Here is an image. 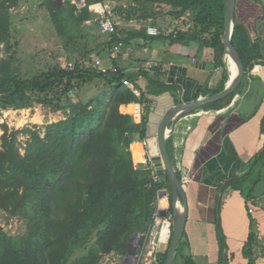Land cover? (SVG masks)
<instances>
[{"label":"trees","instance_id":"16d2710c","mask_svg":"<svg viewBox=\"0 0 264 264\" xmlns=\"http://www.w3.org/2000/svg\"><path fill=\"white\" fill-rule=\"evenodd\" d=\"M36 1L0 0V114L2 110H32L38 106L52 113H65L62 119L42 127L9 130L5 122L0 126V213L7 223H17L12 234L0 226V264H101L112 253L124 256L133 234L140 235L143 243L144 234L153 225L158 190L167 185L166 180L155 183L148 167L135 168L131 151L135 160L140 159L141 151L136 145L130 151V145L145 139V119L135 123L130 114L119 110L129 104H140L148 110L147 93L134 85L139 93L136 96L122 83L129 77L119 70H99L94 60L108 53L112 42L129 44L132 38L148 39L140 31L129 30L130 22L187 17L189 28L178 32L172 42H194L200 50H212L213 68L222 70L221 81L216 89L201 93L205 97L217 94L229 78L223 49L225 0L116 3L110 9L116 31L109 36L83 34L80 27L92 17L89 6L103 0H84L80 9L72 0H62L61 4L55 0ZM23 4H29L27 11L18 13ZM33 5L38 12L46 10L58 39L48 54L65 62L45 70L47 60L34 53L38 58L32 56L36 71L20 74L14 66V49L18 46V41L12 42L14 25L15 20L25 24L36 17L28 9ZM231 42L248 70L259 57L257 45L235 22ZM41 53L47 51L41 49ZM148 74L150 95L177 90ZM91 84L98 86L97 96L86 103L74 100L73 93ZM239 91L240 87L201 109L224 108ZM261 132L264 135V118ZM20 134L27 136L22 149ZM263 167L264 145L251 163L247 180H242V184H250L247 199L253 197ZM219 240L224 253L220 235ZM255 242L251 231L243 250L248 264H255ZM167 248L157 255L159 264H164ZM179 250L180 241L173 264Z\"/></svg>","mask_w":264,"mask_h":264},{"label":"crops","instance_id":"0c3cea01","mask_svg":"<svg viewBox=\"0 0 264 264\" xmlns=\"http://www.w3.org/2000/svg\"><path fill=\"white\" fill-rule=\"evenodd\" d=\"M121 1L123 4L128 2ZM104 2L94 5L100 4L110 12ZM72 3L75 4L74 0ZM75 5L78 9L83 7ZM185 18H172L174 21L163 22V25L156 22L159 18L130 22L127 24L129 30L140 31L148 39L132 38L129 44H122L115 60H111L108 53L94 60L99 70L105 72L115 68L121 71L129 77L131 85L145 91L150 100L148 110L140 104L119 108L120 112L130 114L135 123L145 119V139L135 140L130 145V151L136 145L141 151L140 159L145 157L148 160L147 165L141 164L140 159L135 162L131 151L137 168L148 167L151 170L150 158L158 155L157 125L164 112L177 104L204 98L201 92L216 89L221 81L222 70H214L211 49L200 50L194 42L187 45L172 42L178 32L189 28ZM92 19L93 14L82 24L89 35L95 31L90 23ZM233 22L243 28L250 42L257 45L259 53L257 60L245 70L240 91L224 108L199 109L182 116L167 134L166 148L173 168L179 178H188L183 185L187 218L179 240L176 264H248L243 250L251 231L256 237L253 251L255 264H264V167L253 197H246L249 182L242 184V180H247L252 161L264 145L261 132L264 118V0H235ZM147 27L158 29L161 35H148ZM55 62L61 66L63 58ZM148 62L153 64L148 74L150 78L153 75L165 85L176 86L177 90L150 95L145 76ZM228 72L230 78L229 64ZM97 87L96 84L84 86L71 96L86 103L97 96ZM137 110L138 114H134ZM21 112L27 115L25 122L39 127L62 119L65 113L62 110L52 113L40 106ZM151 174L156 175L152 171ZM231 181H234L232 185L229 184ZM250 208L252 213L248 212ZM219 235L225 244L224 253Z\"/></svg>","mask_w":264,"mask_h":264},{"label":"water","instance_id":"95a60500","mask_svg":"<svg viewBox=\"0 0 264 264\" xmlns=\"http://www.w3.org/2000/svg\"><path fill=\"white\" fill-rule=\"evenodd\" d=\"M62 2V0H58L57 4H61ZM74 3L77 5H81L80 2L77 3L76 0H74ZM83 5L84 4H82L81 6ZM234 9L235 0H225L223 49L224 55L229 64L230 78L227 84L225 85L224 89L212 96L197 99L189 103L177 104L168 108L162 115L157 125L156 144L158 155L150 158V168L151 171L157 175L160 183L166 180L167 191L160 192L159 197L164 196L166 194L168 195V199L170 200V210L172 214L171 235L169 238L170 241L169 246L167 248L164 264H173L176 248L183 234L187 218V200L185 196V191L183 185L180 182V178L178 177L175 169L173 168V165L170 161L167 152V134L177 119L181 118L186 114L199 110L204 106L221 101L222 99L231 95L240 86L246 74V71L244 69L243 62L238 51L231 42ZM230 64H233V69H235V71L232 69V65L230 66ZM136 236L137 234H133L130 238V241L136 238ZM127 248L128 245L125 250L126 254ZM124 258L128 257L125 256Z\"/></svg>","mask_w":264,"mask_h":264},{"label":"rangeland","instance_id":"374dc122","mask_svg":"<svg viewBox=\"0 0 264 264\" xmlns=\"http://www.w3.org/2000/svg\"><path fill=\"white\" fill-rule=\"evenodd\" d=\"M104 1L109 11L110 8L116 3H122L121 0H104ZM123 1H128V0H123ZM36 2H38V0ZM56 3H58V0H56ZM27 5L29 4H23L19 8L20 11L18 13L24 14V12L27 11ZM124 5H126V3ZM36 7L37 6L33 5L31 6V8H28L31 9L32 14L36 16L34 19L26 22L25 24H20V22L15 20L14 29L16 33L14 34L15 39H13L12 42H14L15 40L18 41V46L15 47L14 49V51L16 52V57H15L16 62L14 66L17 68L18 73L20 74H25V73L29 74V72L33 73V70L36 71V66L34 65L36 64V60L32 59V56L36 57L35 54L39 55V58L44 57V59L47 60L46 62L47 64L44 66L45 70L48 67H51L52 65H56L57 63H59V62H55L56 59L54 57H51L50 54H48L49 49L53 51V48L55 47V43H58V39L55 36V31L53 30V28L49 23L50 21L47 17L46 10L44 9L38 12ZM169 18L170 17L167 18L159 17V19H157L156 22L159 24L161 23V25H163V22L168 23L170 21H174L172 18L171 19ZM181 21L182 20H180V22ZM184 22L185 23L188 22L187 17L185 18ZM80 27L81 30L83 31V34H85V29H83L82 26ZM41 49H44V51H47V53L42 54ZM64 62L65 60L63 59V64ZM21 111L22 110L1 111L0 118L5 119L4 121L9 130H24L27 127L33 125V124H28V122H25L26 121L25 118H27L26 117L27 115L22 114ZM0 131H2L1 127H0ZM26 139L27 136L21 134L18 135L19 145L21 149L24 147ZM20 151L22 152V150ZM138 161L139 160H135V162ZM154 225H155V220H154ZM0 226L3 228L4 231H8V233L11 234L16 232L17 230V223L15 221L12 222L9 221L7 223L6 221L3 220V215L1 213H0ZM142 244L143 243L140 242V235H137L136 238L132 239L129 242L126 255L119 257L116 254L112 253L106 256L102 260L101 264H158L157 256L155 257L154 260L155 255L148 253L149 251H152L151 248L148 247L147 245L143 246ZM125 256H127L128 258H124Z\"/></svg>","mask_w":264,"mask_h":264},{"label":"built area","instance_id":"2783aa9c","mask_svg":"<svg viewBox=\"0 0 264 264\" xmlns=\"http://www.w3.org/2000/svg\"><path fill=\"white\" fill-rule=\"evenodd\" d=\"M89 11L93 14V19L90 21V23L95 27V31L93 34H99V35H113L116 31V23L114 22L113 16L110 12L105 11L101 7L100 4L98 5H91L89 6ZM146 33L150 36H160L161 33L158 29L154 27H147ZM122 48L121 42H112L111 47L108 52V57L111 60H115L117 55L120 53ZM68 68L72 69L73 66L71 63H68ZM153 68L152 62H148L145 66V72L151 73ZM112 72H115L116 69L113 68L111 70ZM122 83L127 86L131 91L138 96L139 93L134 87L131 85L129 81L126 79L122 80ZM138 114V110L134 113ZM5 119L0 118V126L3 124ZM0 134H2V131H0ZM141 164H148V160L144 157L140 159ZM139 164V163H138ZM135 168H137V165H134ZM152 179L155 183L160 184L159 179L156 175L152 174ZM180 182L182 185L186 184L188 182V178L183 176L180 177ZM162 191H167V187L162 186L157 193V202H156V211L153 215V225L151 226L150 230L144 234V241L143 246L147 245L151 248L152 251H149V254L155 255V257L159 253H163L168 245L170 234H171V223H172V214L170 212V206H169V199L168 195H164L159 197V193ZM249 213H252V209L250 208L248 210ZM155 220V225H154Z\"/></svg>","mask_w":264,"mask_h":264},{"label":"bare ground","instance_id":"6f19581e","mask_svg":"<svg viewBox=\"0 0 264 264\" xmlns=\"http://www.w3.org/2000/svg\"><path fill=\"white\" fill-rule=\"evenodd\" d=\"M232 65V66H231ZM230 66L232 67V69H233V64H230ZM234 71H235V69H233Z\"/></svg>","mask_w":264,"mask_h":264}]
</instances>
